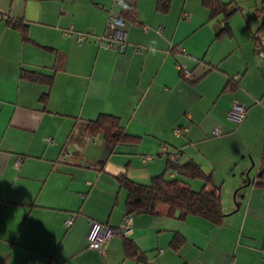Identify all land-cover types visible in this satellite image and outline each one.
<instances>
[{
  "label": "crops",
  "instance_id": "crops-1",
  "mask_svg": "<svg viewBox=\"0 0 264 264\" xmlns=\"http://www.w3.org/2000/svg\"><path fill=\"white\" fill-rule=\"evenodd\" d=\"M158 2L0 0V264H264V186L254 184L264 182V55L256 47L264 49L256 28L233 12L231 31L219 36L225 12L212 18L204 0H170L167 10ZM110 13L125 20L121 50L97 41ZM78 32L86 33L82 41ZM25 70L39 77L25 78ZM234 100L246 107L241 121L230 116ZM100 113L119 116L140 141L112 146L89 134L87 121ZM174 152L222 186L223 223L180 219L159 206L157 214L129 215L130 231L122 232L121 180L149 184ZM241 154L230 173L235 181L242 169L232 183L241 184L237 214L227 218L222 163ZM110 230L104 254L88 247L95 232ZM176 234L185 238L177 248ZM124 237L140 256L126 254Z\"/></svg>",
  "mask_w": 264,
  "mask_h": 264
},
{
  "label": "trees",
  "instance_id": "trees-1",
  "mask_svg": "<svg viewBox=\"0 0 264 264\" xmlns=\"http://www.w3.org/2000/svg\"><path fill=\"white\" fill-rule=\"evenodd\" d=\"M169 2L170 0H159V8L167 10ZM204 3L209 7L212 18L225 12V18L222 20V27L218 35L231 31L228 17L242 8L239 6L231 8V2L227 3L222 0H204ZM251 12L259 20V24L253 32V38L264 49L259 38V35L264 34V0H260ZM22 76L28 79L39 77L37 73L29 70H25ZM46 79L50 83L52 76H48ZM45 98L46 96H43V100ZM86 130L94 136L103 134L104 140L112 146L123 142L138 143L140 141V137L130 135L125 131L119 116L109 113H100L97 118L88 120ZM260 169L264 170V158ZM169 172H174L175 175L170 176ZM189 179L200 180L201 187L199 189L192 188ZM121 183L127 192V215L140 212L157 214L159 206H166L168 208L167 215L177 216L180 219L197 215L215 225H221L224 221L222 186L214 182L212 173L205 172L193 159L185 162H175L169 159L165 172L154 176L149 184H142L129 178H123ZM254 184L264 186V182L260 178ZM123 240L128 256H140L136 245L129 238L124 237ZM184 241L185 238L182 235L176 234L171 244L177 248Z\"/></svg>",
  "mask_w": 264,
  "mask_h": 264
},
{
  "label": "built area",
  "instance_id": "built-area-1",
  "mask_svg": "<svg viewBox=\"0 0 264 264\" xmlns=\"http://www.w3.org/2000/svg\"><path fill=\"white\" fill-rule=\"evenodd\" d=\"M117 2H121L123 0H116ZM125 24V20L121 14H113L110 13L108 23H107V30L104 35L97 38L99 43H102L106 47H114L117 46L119 50L123 49L126 45V31L123 29ZM73 30L68 29L65 31L66 34H72ZM86 37V33L78 32L77 38L79 41H82ZM258 48V53L263 56L264 51ZM141 48L135 46L133 51H140ZM187 77H192L189 71L186 72ZM230 116L234 117L236 120L241 121L246 114V107L245 105L240 102L239 100H234L232 103V107L230 110ZM180 131L176 130L175 133L178 134ZM221 133V129L219 127L214 128V134L219 135ZM96 140V137L94 138ZM47 141H50V137H47ZM69 153L67 154V156ZM171 160L175 162H179L178 160V153L174 152L170 155ZM21 163V159L16 161V165L19 166ZM75 219V214L72 213L66 220V224L70 225L73 223ZM131 228V217L127 215L124 217V222L121 226V231L124 233H128ZM113 236V231H109L107 236H101L98 232H95L91 238L88 247L91 249H95L101 254L106 252V247L109 239Z\"/></svg>",
  "mask_w": 264,
  "mask_h": 264
},
{
  "label": "rangeland",
  "instance_id": "rangeland-1",
  "mask_svg": "<svg viewBox=\"0 0 264 264\" xmlns=\"http://www.w3.org/2000/svg\"><path fill=\"white\" fill-rule=\"evenodd\" d=\"M233 7L235 6H239L241 7L242 9L241 10H236L235 13L233 14L234 17H236V19H240L242 20V22L244 21H247L249 22V24L253 27V28H257L258 24H259V20L254 18L253 15H252V12L251 10H253V7H254V3H255V0H233ZM244 14V15H243ZM244 20V21H243ZM232 23V22H231ZM240 21L237 23V26H242V24H239ZM232 143H231V149H230V155L232 156V154L235 153V151L232 149ZM243 154H241L237 159L235 160H229L226 164L222 163V165L224 166V168L222 169L223 172H225L228 176V179H227V183L224 187V206L226 205V211L227 213L228 212H231L228 217H233L236 213H233V210L235 209L234 208V204H235V198H234V193H235V190L237 189H240L241 187V184L239 186H237V188L233 189L232 188V183L234 182H238L239 180V177H240V172H242V169L240 168L239 169V173L237 172V175L235 176V181L232 180L233 177L230 175V173H232V169H234V166H237V168L239 167L240 163L246 159V158H243L242 157ZM246 188L247 192H248V186L245 187V186H242V189ZM223 193V192H222ZM247 196V194L245 195V197ZM244 199H247V198H244ZM225 212V210H224Z\"/></svg>",
  "mask_w": 264,
  "mask_h": 264
}]
</instances>
